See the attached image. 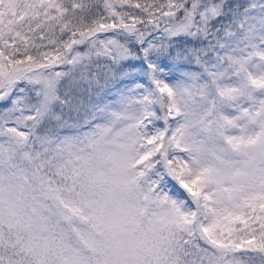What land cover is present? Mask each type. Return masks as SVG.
<instances>
[{
	"label": "snow or ice",
	"instance_id": "1",
	"mask_svg": "<svg viewBox=\"0 0 264 264\" xmlns=\"http://www.w3.org/2000/svg\"><path fill=\"white\" fill-rule=\"evenodd\" d=\"M0 264H264V0H0Z\"/></svg>",
	"mask_w": 264,
	"mask_h": 264
}]
</instances>
